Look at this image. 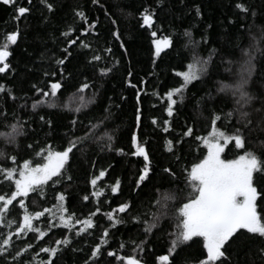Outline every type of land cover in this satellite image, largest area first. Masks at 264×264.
<instances>
[{
  "label": "snow or ice",
  "instance_id": "6c2138e0",
  "mask_svg": "<svg viewBox=\"0 0 264 264\" xmlns=\"http://www.w3.org/2000/svg\"><path fill=\"white\" fill-rule=\"evenodd\" d=\"M0 2L14 6L17 20L31 11L30 7L18 6L17 0H0ZM28 3L31 4L32 0H28ZM39 3L47 12V15L41 13L42 23H47L51 15L55 13L56 5L52 0H39ZM90 3L98 6L99 9H104L101 0H90ZM164 3L165 0H156V8H162ZM180 3L183 4L184 0H180ZM156 8L144 7L138 13L139 27L148 31L151 37L153 48L151 55L154 66L157 59L162 58V53L168 54L165 49H175V43L171 37L176 35L172 33L170 36L157 38ZM193 8L196 17L200 18L202 16L200 6L193 5ZM235 8L242 16L240 30L250 32L257 16H264V10L246 6L241 2H237ZM104 14L110 16L106 10ZM73 15L83 24L80 35L76 39L70 38L74 31L72 27L60 33L61 36L69 37L66 46L60 49L63 55L55 58L47 68L40 69V79L31 84L28 92L17 96L11 86L0 83V96L4 97L3 106L0 107V120L15 121L7 125V131L0 132L4 143L10 146L17 145L18 138L26 135L27 130L31 128V121L22 119L19 111V109L28 107L29 100H31L30 106L33 111L46 106L47 108L67 109L69 116L64 128L61 148L57 150L50 141L45 146L39 147V150L35 151L39 162L24 159L18 164L15 154L0 150V159L7 158L12 162V166L0 165V192L3 193L0 194V264H55L53 258L57 257L61 247L67 248L72 245L73 236L81 237L86 234L91 237L93 235L90 230L98 227L96 220L93 219L97 217V214L108 222V227L103 228L99 242L91 247V254L84 264H93L95 259L101 255L103 246L109 243V229H115L118 225L135 228L144 239L138 244L131 241L134 255L121 256L115 254L114 251H108L107 255L115 256V260L121 264H141L140 260L134 258L135 253L143 252L148 238L156 231H162L165 223H169L172 227V231L168 233L169 254L189 246V242L197 243L198 241L193 238H202V252H206V255L198 259L196 264H232L230 249L242 236H248L260 241V246L256 249V259L251 264H264V184L258 183L264 180V153L248 147L251 140L246 133H250L254 125L250 118L251 113L244 110L245 106H250L254 99H258L246 90L255 68L254 57L248 51L244 52L247 59L243 61V74L240 79L231 86L220 85L216 89L217 96L230 94L234 107L223 115L214 108L210 109L212 128L206 136L195 134L194 122L186 124L183 137H192L194 142H202L206 152L201 150L202 158L192 163L190 169L186 165L181 168L180 176L171 165L162 169V174L169 178V190L161 192L156 197L154 210L152 201L145 204L142 198L136 202L130 199L125 200L115 207H111L107 199L101 201L100 197L105 195L106 189H109L113 195L122 193L119 178H116L114 184L98 187V181L107 172V169H101L98 175L93 174L88 180V184L94 189L91 197L97 204L95 210L84 219L76 217L75 213H69V209L65 206L67 193L57 191V186H63L65 182L72 181L71 172L74 163L78 157L84 156L86 146L95 144L101 153L107 150L114 151L117 155H125L123 148L114 146L113 135H107L106 140L97 135L98 126L95 122L99 119L106 127L112 116L111 109L119 108L120 104L112 96H106L101 102L97 92L89 94L94 85L88 81L86 76L82 81H74L73 73L67 70L66 62L73 56L70 49L74 45L78 43L82 50L92 51L93 49V45L81 37L90 35L96 38V48H101L102 32L99 17L90 20L83 8L73 9ZM229 23H234V21L230 18ZM110 24L107 36L103 39L105 46L102 48V51L108 54L107 58L95 53L87 58L88 64L98 66L100 76L110 75L120 64V60L114 56L109 41L119 42V48L125 55L127 53L118 21L110 18ZM207 27L211 28V25ZM181 35L186 38L183 48L188 58L187 61L184 57L181 58L180 68H184L186 64L187 70H178L173 67L171 72L176 78L175 83L168 87L163 95H160L158 91H154L153 95L166 104L164 112L169 118L189 108L194 111L195 119L203 117L208 120L209 117L204 116L205 106L217 97L213 96L211 91H198L196 85L204 83L206 79H211L214 57L218 54V50L208 49L207 57L201 53V48H207L210 43L207 33L202 34L200 40H196L193 33L187 29ZM261 36L264 37V27L261 28ZM17 37L18 32L14 31L7 35L6 43L0 44V74L10 69V64L6 62L11 56L9 44L15 45ZM102 59H105V63L99 66ZM133 78L134 72L129 67L124 77L126 87L137 89L138 84L143 86L147 83L144 78L134 83ZM70 84L75 87V91L68 98L74 102V106L71 107L68 103H61V96ZM142 92V87L136 91L135 126L130 134L131 147L134 149L130 154L133 157L142 158L143 165L134 182L133 192L136 193L143 191L155 172L150 154L139 135L143 119ZM126 99L127 97L123 94L119 96L121 102ZM21 100L24 103H19ZM9 104L12 106L11 112H9ZM152 107L155 108L156 105ZM255 111L264 112V107L256 108ZM234 117L236 125H231L230 122ZM39 121L40 126L46 125L50 133L52 120L46 119L45 115H40ZM217 121L225 124V127L218 128ZM262 122L264 120L257 121V124ZM150 123L152 126H157V118L152 116ZM162 123L161 131L168 133L171 128L170 119H164ZM228 127H231V131L227 130ZM36 143L39 144L38 141ZM181 143V140L175 142L167 140L165 146V151L175 157L177 165L180 164L181 157L177 155L175 149ZM27 148L34 149L33 143L27 144ZM226 148L228 151L237 152L234 158H222ZM181 179L183 187H180ZM49 192L52 193V199L55 201L51 207L32 210L26 202L30 199V194L36 193L43 196L44 202H47ZM82 199L90 202L89 195H84ZM31 203L35 204L36 201L32 200ZM100 204L107 205L110 210L102 211ZM42 217L46 221V230L38 226ZM54 228L66 229L68 234H64L62 239L55 240L54 246L39 247V252L35 251L33 243L24 239L31 233L33 235L29 238L30 240L43 242V238ZM17 241L22 246L17 247ZM124 247L125 243L121 242L120 248ZM30 251L33 255L25 260V255ZM40 253L47 254L46 261L42 258L38 259ZM156 260L157 264H168L169 255H159Z\"/></svg>",
  "mask_w": 264,
  "mask_h": 264
},
{
  "label": "trees",
  "instance_id": "16d2710c",
  "mask_svg": "<svg viewBox=\"0 0 264 264\" xmlns=\"http://www.w3.org/2000/svg\"><path fill=\"white\" fill-rule=\"evenodd\" d=\"M56 5V11L51 15V19L47 23H42L43 12L47 15L46 9L42 7L39 0H32L29 4L28 0H17L18 6L30 7V13L15 19L16 12L12 5H4L0 2V44L6 43V37L12 32H18L17 42L15 45L9 44L11 56L6 62L10 64V69L6 73L0 74V83L11 86L17 96L28 92L31 84L41 77V68H47L55 58L63 55L60 49L66 46L69 37L61 36L62 31H67L69 27L74 29L71 34L72 39H76L80 35V29L83 27L74 15L73 9L83 8L89 19L99 17L100 29L102 36L100 38L101 48H96V38L85 35L81 37L86 42L93 45L92 51L80 49L79 44L74 45L70 50L73 56L67 63V70L73 73L74 81L83 80L86 76L89 82L93 83L90 92H97L101 102L106 96H112L119 108H112L111 119L107 122V126H103L101 120L95 121L98 126L97 135L105 140L107 135H113V143L115 147L124 149L125 155H117L114 151L100 152L99 147L95 144L86 146L84 156L78 157L73 166L71 175L73 177L70 183L65 182L63 186H57V191H66L67 199L65 206L69 209V213H75L80 219L86 218L90 212L95 210L96 201L92 199L91 192L94 190L88 180L93 174L98 175L101 169H107L106 175L98 181V187L114 184L116 178L121 180L122 193L113 195L109 189H106L105 195L100 197L103 201L107 199L111 207H115L119 202L132 200L136 202L143 199L145 204L152 201L153 210L156 197L161 192L169 190V178L162 174V169L171 165L178 176L181 175V168L185 165L190 169L192 163L198 162L202 158L201 150L202 142H194L192 137H183V131L186 130V124H195L194 132L197 135L206 136L211 131L210 109L214 108L218 113H227L234 107V101L231 95L219 94L217 96L216 89L220 85L231 86L240 79L243 74V61L247 59L244 52L248 51L254 57V72L250 79L246 90L253 97H258L251 102L250 106H245L246 111L251 113L250 118L254 127L250 133H246L251 140L248 145L257 152L264 153V122L257 124V121L264 120V112H256L255 109L264 107V37L261 36V28L264 27V16H257L255 24L251 31L240 30L239 25L242 16L235 8L237 2L244 3L246 6L264 10L262 0H184L181 4L180 0H165L162 8H156V0H101L104 9L91 5L90 0H52ZM193 5H199L202 16L197 18ZM156 8V29L158 31L157 38L163 36H172L175 43V49H165L161 54L162 58L157 59L155 66L152 64V45L151 37L145 29L139 27L138 13L144 8ZM110 16H105L104 11ZM131 13V15H129ZM110 18L118 21L119 30L127 49L126 55L119 48V42L109 41L113 48L115 58L120 60L119 66L115 67L113 73L108 76H100L98 74V66L96 64H88L87 58L92 54H100L107 58V53L102 51L105 46L103 39L107 36V29L111 27ZM234 23H229V19ZM211 25V28L207 26ZM190 30L196 40H200L202 34L207 33L210 37V43L207 48L202 47L201 53L207 57L208 49L215 48L218 54L214 57L213 74L211 79H206L204 83L197 84L196 89L200 92L211 91L213 96L217 98L205 106L204 116L195 119L194 111L185 108L174 114L173 118L167 117L164 112L166 104L159 101L154 91H158L163 95L168 87L175 83L171 69L176 67L178 70H187L186 64L184 68H180L181 58L187 61L188 54L184 51L183 44L186 38L181 34L185 30ZM239 45V47H236ZM44 57L43 59L41 57ZM105 59L99 62V66H103ZM134 72L133 82L137 83L140 78H144L147 83L143 86L138 84L137 89L126 87L124 77L128 68ZM83 74V75H81ZM151 74V75H149ZM78 86V85H76ZM143 88L141 93L143 119L139 130L141 142L145 143L150 154L153 168L155 169L151 181L144 187L142 192H133L135 179L138 178L139 169L142 165V158L131 156L134 151L130 143V134L135 126V107H136V91ZM75 91V87L70 84L67 91L61 96V103H68L74 106V102L68 98ZM30 94V93H29ZM123 94L127 97L125 101H119V96ZM4 97L0 96V107L3 106ZM19 103H24L23 100ZM31 100L28 101L26 109H19L22 119L31 121V128L27 130L26 135L18 138L17 145H8L4 143L3 137H0V150L17 156V163H22L24 159H30L39 162V157L35 156V151L39 147H43L49 141L59 150L62 146V138L65 125L68 121V110L60 108L41 107L33 111L31 109ZM152 105H156L155 108ZM92 107V106H90ZM12 106L9 104V112ZM87 111V109H85ZM95 111V109H93ZM45 115L46 119L52 120V129L46 125L40 126L39 116ZM155 116L158 120L157 126H152L150 118ZM170 119L171 128L168 133L161 131L163 120ZM15 122L0 120V132L8 130L7 125ZM231 125H236L235 117L231 120ZM218 128L223 129L225 124L217 121ZM35 129V133H33ZM231 131V127H228ZM181 140L182 143L175 149L177 155L181 157L179 165L175 163V157L165 151L166 141ZM39 142L37 144L36 142ZM33 143L34 149H28L27 144ZM237 152L235 150L228 151L223 154L224 158L232 159ZM94 163V167H93ZM0 165L5 167L12 166V162L5 158L0 159ZM264 184V180L258 181ZM181 179L180 187H183ZM6 190V185L4 186ZM155 188V191L153 189ZM0 194H3L0 192ZM84 195L90 196V202L83 201ZM36 203L32 204L31 201ZM32 210H42L45 207H51L55 203L52 199V193H48V200L44 202V197L39 193L30 194V199L26 201ZM102 211H108L107 205L100 204ZM178 206V205H177ZM96 220L98 227L90 231L93 235L89 237L83 234L81 237L73 236V243L67 248L61 247L54 257L55 264H84L91 254V247L99 242V236L104 227H108V222L97 214ZM38 226L45 228L46 221L41 218ZM79 227V225H77ZM172 231L169 223L163 225L162 231H156L154 235L148 238L147 246L143 252L137 251L134 258L140 260L141 264H157L156 257L159 255H169L168 264H196L198 259H202L206 252H202V238H193L197 243L189 242V246L169 254L170 239L168 233ZM109 243L102 248L101 255L95 259L93 264H121L115 260V256L109 257L108 251H114L115 254L121 256L134 255L131 241L137 244L144 237L133 227L117 226L115 229H109ZM64 234H68L66 229L54 228L48 232L43 238V242L30 240L33 234H29L24 239L33 243L35 251L39 252V247L54 246L55 240L62 239ZM121 242L125 243L123 249L120 248ZM22 246L17 241V247ZM260 246V241L242 236L236 241L230 249L232 264H251L256 259V249ZM75 249V250H74ZM33 252L25 255L28 260ZM39 258L47 260V254L40 253Z\"/></svg>",
  "mask_w": 264,
  "mask_h": 264
},
{
  "label": "rangeland",
  "instance_id": "374dc122",
  "mask_svg": "<svg viewBox=\"0 0 264 264\" xmlns=\"http://www.w3.org/2000/svg\"><path fill=\"white\" fill-rule=\"evenodd\" d=\"M222 158H224V157H223V154H222Z\"/></svg>",
  "mask_w": 264,
  "mask_h": 264
}]
</instances>
